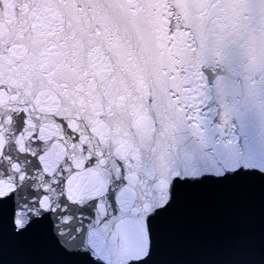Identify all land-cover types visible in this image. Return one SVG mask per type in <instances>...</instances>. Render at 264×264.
<instances>
[{"label": "snow or ice", "instance_id": "1", "mask_svg": "<svg viewBox=\"0 0 264 264\" xmlns=\"http://www.w3.org/2000/svg\"><path fill=\"white\" fill-rule=\"evenodd\" d=\"M257 185L264 0H0V237L150 264L184 196Z\"/></svg>", "mask_w": 264, "mask_h": 264}, {"label": "water", "instance_id": "2", "mask_svg": "<svg viewBox=\"0 0 264 264\" xmlns=\"http://www.w3.org/2000/svg\"><path fill=\"white\" fill-rule=\"evenodd\" d=\"M150 264H264V192L209 186L156 221ZM38 237H0L2 264H58Z\"/></svg>", "mask_w": 264, "mask_h": 264}]
</instances>
